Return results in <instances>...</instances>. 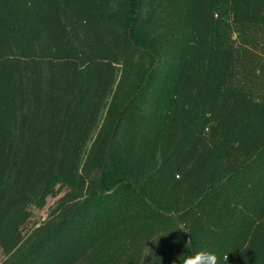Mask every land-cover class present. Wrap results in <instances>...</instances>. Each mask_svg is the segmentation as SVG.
<instances>
[{"label":"trees","instance_id":"16d2710c","mask_svg":"<svg viewBox=\"0 0 264 264\" xmlns=\"http://www.w3.org/2000/svg\"><path fill=\"white\" fill-rule=\"evenodd\" d=\"M0 248L264 264V0H0Z\"/></svg>","mask_w":264,"mask_h":264},{"label":"rangeland","instance_id":"374dc122","mask_svg":"<svg viewBox=\"0 0 264 264\" xmlns=\"http://www.w3.org/2000/svg\"><path fill=\"white\" fill-rule=\"evenodd\" d=\"M61 191L57 195H50L48 196L46 202L40 206H33L32 216L29 219V223L27 225L28 234L30 236L33 233L36 227H39L41 224H45L47 219H50L53 216L54 211H56L57 203L59 201V197L62 194ZM14 263V256L12 255H4L1 248H0V264H13Z\"/></svg>","mask_w":264,"mask_h":264},{"label":"clouds","instance_id":"9594fccd","mask_svg":"<svg viewBox=\"0 0 264 264\" xmlns=\"http://www.w3.org/2000/svg\"><path fill=\"white\" fill-rule=\"evenodd\" d=\"M177 224L180 225V221L177 220ZM182 232H187L184 230V226L180 225ZM190 243L188 240L185 243V247ZM221 259L228 262V255H224L223 257L218 256L215 252L199 250L194 251L192 254L179 259V264H220ZM175 264V262H174Z\"/></svg>","mask_w":264,"mask_h":264},{"label":"water","instance_id":"95a60500","mask_svg":"<svg viewBox=\"0 0 264 264\" xmlns=\"http://www.w3.org/2000/svg\"><path fill=\"white\" fill-rule=\"evenodd\" d=\"M128 104H129V102L126 103V105H128ZM111 136H113V133L111 134ZM107 151H108V148H107ZM105 160H106V156H105L103 165L105 164ZM100 175H102V173Z\"/></svg>","mask_w":264,"mask_h":264}]
</instances>
